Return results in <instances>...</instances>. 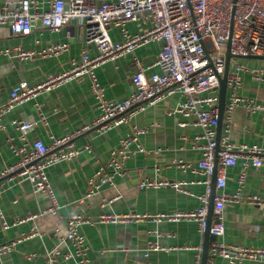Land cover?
<instances>
[{"label":"crops","instance_id":"0c3cea01","mask_svg":"<svg viewBox=\"0 0 264 264\" xmlns=\"http://www.w3.org/2000/svg\"><path fill=\"white\" fill-rule=\"evenodd\" d=\"M44 2L45 0H39ZM5 0H0V5ZM143 25L129 23L131 33H140ZM51 32L37 23L25 36L12 35L8 27H0V106L9 95L11 87L25 81L29 85L41 82L49 73H57L70 67L71 61L78 60L83 48V27L73 24L69 28ZM109 35L113 41H120L117 28L110 27ZM54 43H67V49L57 57L21 59L18 49L35 53ZM160 45L151 43L135 49L132 54L114 61L106 62L96 69V76L104 88L105 98L109 101H122L131 91L130 75L136 69L133 56L142 64L154 62ZM250 66H264V58L244 60ZM151 71H159L154 67ZM243 96H249L264 105V83L251 80L243 75L239 90ZM181 100L173 94L145 110L134 113L126 123L114 126L102 132L90 130L77 136L74 143L82 146L91 140L93 150L82 152L71 161H63L46 170L51 187L60 208L57 214L45 212L50 205L45 193L34 192L28 181H4L0 193V206L10 227L0 225V245L15 242L13 248L0 254V264H76L78 260L73 246L63 239L66 235L65 219L78 214L91 219L93 223L81 225L80 232L88 247L87 264H194L201 254L203 234L194 221L156 220L161 213L172 214L177 211H191L200 204L199 196L205 191L206 179L200 173L183 171L175 161L193 162L200 158L198 150L191 148L195 134L200 129L193 126L180 127L176 115H167L166 110L175 107ZM97 99L90 89L87 77L67 81L54 89L40 93L34 100L16 106L0 119V171L13 164L17 157L12 153L8 138L14 137L19 144L15 121L26 118H38L41 113L47 123L38 122L27 134L29 139H40L49 144L50 137H62L71 134L84 125L90 124L99 114ZM152 126L139 137L140 143L148 150L160 148L157 154L134 153L124 162V173L115 175L112 185L103 186L98 192L86 196L90 177L102 164H105L119 139L131 131L132 126ZM226 128L222 120V133ZM229 140L235 145H255L264 148V109L248 113L242 107H236L228 127ZM240 162L228 167L225 174V186L222 189L228 195L237 188V175L242 170ZM167 179L183 181L187 193L178 192L169 187H143L142 180ZM211 182V178H210ZM210 185V184H209ZM242 196L259 195L264 197V160L259 166L250 165L246 169ZM147 215L138 221L120 220L117 222L96 221L109 215ZM34 216L18 223L19 219ZM224 232L212 241L234 245L246 249L264 250V205H254L246 200L227 201L223 209ZM148 242L157 243L159 248L145 256L144 248ZM57 251L55 260L50 254ZM72 253L69 259L62 254ZM214 264H231L220 257L214 258ZM234 264H264V259H244Z\"/></svg>","mask_w":264,"mask_h":264},{"label":"built area","instance_id":"2783aa9c","mask_svg":"<svg viewBox=\"0 0 264 264\" xmlns=\"http://www.w3.org/2000/svg\"><path fill=\"white\" fill-rule=\"evenodd\" d=\"M51 32L69 28L73 24L83 27V48L78 60H72L70 67L57 73H49L34 85L25 81L14 84L7 101L0 106V119L16 106L34 100L40 93L54 89L67 81L87 77L90 89L97 99L100 114L90 123L71 134L62 137H50L45 144L40 139H29L27 134L46 118L39 113L38 118L20 119L14 122L19 133V144L14 137L8 138L9 147L17 157L16 161L0 171V193L4 181H28L34 192L45 193L50 205L45 212L57 214L60 208L51 187L46 170L57 163L71 161L82 152H91L93 146L88 140L77 146L74 139L90 130L102 132L114 126L126 123L134 113L145 110L167 97L178 94L181 100L175 107L166 110L167 115H176L180 127L193 126L200 129L193 137L191 148L201 156L193 162L175 161L183 171L191 170L206 177L203 183L205 191L198 198L200 204L191 211H177L172 214H158L156 220L194 221L198 231L203 234L207 226V211L210 194V178L214 170L216 148V125L218 122V89L224 72L226 52L230 62L226 76V99L223 109L225 132L219 138L218 163L215 178L216 194L213 197V217L209 233L221 236L224 232L223 209L227 201L244 199L254 205H264V197L259 195L242 196L246 169L259 166L264 160V148L255 145H235L228 137V127L236 107L244 108L248 113L264 109L256 99L243 96L239 90L243 75L251 80L264 83V66H250L244 60L250 55L264 56V0H5L0 5V27H8L15 36L28 35L35 24ZM143 25L140 33H131L127 25ZM120 31L121 40L113 41L109 28ZM151 43L160 45L153 63L144 65L133 56L135 70L130 75L132 91L122 101H109L105 98L104 88L96 76V69L106 62L114 61L132 54L135 49ZM68 47L67 43H54L35 53L17 49L21 59L57 57ZM8 51L0 50L6 55ZM159 71H151L152 68ZM3 125L0 123V129ZM152 126H135L110 154L109 160L87 179L89 190L86 196L98 192L103 186L112 185L115 175L124 173L125 160L134 153L157 154L160 148L148 150L139 141ZM240 162L242 170L237 175V188L234 194L222 191L225 186V174L228 167ZM183 181L167 179L142 180L143 187H169L181 193H187ZM29 216L17 222L31 219ZM147 215H109L96 221L117 222L120 220L138 221ZM91 219L72 214L65 219L66 235L63 239L70 242L78 257L76 264H87V245L80 232L81 225L93 223ZM0 225L10 227L0 206ZM15 242L0 245V254L10 251ZM157 243L148 242L144 248L147 256L157 250ZM56 260L58 252L50 253ZM69 259L72 253L61 255ZM220 257L229 263H238L244 259H264V250L246 249L226 245L219 241L210 243L207 264H214V258ZM200 263V256L194 264Z\"/></svg>","mask_w":264,"mask_h":264},{"label":"water","instance_id":"95a60500","mask_svg":"<svg viewBox=\"0 0 264 264\" xmlns=\"http://www.w3.org/2000/svg\"><path fill=\"white\" fill-rule=\"evenodd\" d=\"M231 55L229 54V51L226 52V58H225V67L224 72L222 74V77L220 78V85L218 89V122L216 125V148H215V156H214V170L211 176V182H210V194H209V202H208V211H207V226L203 233V241L201 246V254H200V263L199 264H207V258L209 254V248H210V239L211 234L209 233V228L212 222L213 217V197L216 194V186H215V178H216V171H217V163H218V151L219 148V138L221 136L222 132V120H223V109L225 105V99H226V76L229 70V62H230ZM248 58H264V56H254L250 55Z\"/></svg>","mask_w":264,"mask_h":264}]
</instances>
